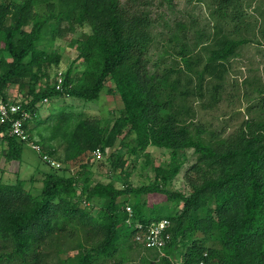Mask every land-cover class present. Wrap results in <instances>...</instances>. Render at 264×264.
I'll use <instances>...</instances> for the list:
<instances>
[{
  "label": "trees",
  "instance_id": "1",
  "mask_svg": "<svg viewBox=\"0 0 264 264\" xmlns=\"http://www.w3.org/2000/svg\"><path fill=\"white\" fill-rule=\"evenodd\" d=\"M175 3L0 0L1 101H9L8 85H27L20 106L31 114L28 121L37 117L32 127L37 138L28 133L41 157L44 153L64 163L86 159L72 173H45L36 195L26 188V179H0V263L264 264V120L246 119L228 134H215L190 118L186 101L207 92L216 103L231 58L253 40L206 34L193 19L164 21L171 49L164 53L174 64L160 69L159 58L152 59L153 28L164 13L154 14L165 8L175 12ZM240 5L241 0H213L211 15L229 16ZM63 23L70 31L81 30L71 41L77 54L51 78L48 67L58 65L60 55L39 43L47 33L51 39L60 34ZM260 34L264 41V22ZM211 38L212 46L203 47L202 54L200 47ZM103 92L116 94L122 103L121 115L110 126L63 107L39 119L43 98L91 101ZM9 127L0 123V143L6 142L1 150L7 160H16L28 142L9 134ZM114 145H128L129 153L143 154L146 164L149 146L170 150V159L151 166L152 181L138 186L129 182L127 171L115 176L120 186L93 181V153ZM186 148L197 156L184 173L189 192L183 193L169 185L181 171L179 152ZM114 155H108L115 159L112 164L123 166L121 156ZM162 219L169 221L164 246L149 248L136 239L152 221ZM134 249L137 259L131 257Z\"/></svg>",
  "mask_w": 264,
  "mask_h": 264
},
{
  "label": "rangeland",
  "instance_id": "2",
  "mask_svg": "<svg viewBox=\"0 0 264 264\" xmlns=\"http://www.w3.org/2000/svg\"><path fill=\"white\" fill-rule=\"evenodd\" d=\"M176 2L175 12L165 8L154 14V17L158 18L157 14L164 13V17L158 18L153 28L152 59L155 61L159 58L160 69L174 64L172 57L169 56L170 53H164L165 50H171L167 44L169 34L165 24H172L176 18L193 19L195 28L202 29L206 34L211 32L214 36L224 34L234 38L244 37L253 40L251 43L242 45L238 49V54L231 58L229 70L224 76L216 103H212L207 92L204 96L197 95L186 100L187 105L191 108L190 118L206 128L207 132L213 131L215 134L224 135L237 128L246 119L264 120V103H260L264 98V41L260 34V27L264 22V0H241L239 9L231 14L229 12V16H218L217 14L212 16L213 0H202L193 4H188L186 0H176ZM164 21H166L165 24ZM80 32V29L70 31L67 23H63L60 34H56L51 39V34L47 33L45 39L40 41L39 46L43 49L60 55L59 64H51L48 67L51 78L57 69H66L70 60L75 58L77 51L71 45V41ZM258 40L260 43L257 42ZM212 44L213 39L211 38L206 46L205 44L202 45L200 47L202 54L206 52L203 47H209ZM27 88V85L22 89L17 84L8 85L6 87L7 99L9 101L24 99ZM259 89L263 94L260 93ZM62 107L71 109L78 116L98 118L101 124L107 127L112 124L113 117L121 115L122 103L116 94L106 92H103L99 99L91 101L71 96L53 97L45 104L39 105L38 116L40 121L46 120L49 114L51 116L56 115L62 110ZM36 118L27 122L29 123L28 131L35 136L34 138H37L36 129L32 127L37 122ZM5 144L6 142L0 143V179L6 182H14L18 177L26 179V188L34 195L38 194L42 186L41 179L45 173L56 171L62 174L57 169L68 170L69 173H72L80 168L81 162L86 161L84 158L83 161L64 163L57 159L59 166L56 168L54 165L45 162L41 153L29 144L23 145L19 159L7 160L1 150ZM128 147V145L123 147L114 145L106 148L104 152L101 151L100 157L92 155L91 179L103 182L114 181L120 186L122 181L116 179L115 176L127 171L129 172V182L133 186H138L152 181L151 166L166 164L170 159V150L149 146L147 151L150 153V163L146 164L143 154L134 156L129 153ZM112 151L115 155L121 156L124 161L123 166L116 168L112 164L115 159L110 160L108 158ZM58 152H62L61 147H58ZM115 155L114 158H116ZM179 156L183 163L182 168L169 188L188 193L189 186L184 179V173L196 160L197 155L192 148H186L180 150ZM167 204L174 207L176 203L169 201ZM136 250L131 253V257L135 259L138 257ZM0 264L6 263L2 261Z\"/></svg>",
  "mask_w": 264,
  "mask_h": 264
},
{
  "label": "built area",
  "instance_id": "3",
  "mask_svg": "<svg viewBox=\"0 0 264 264\" xmlns=\"http://www.w3.org/2000/svg\"><path fill=\"white\" fill-rule=\"evenodd\" d=\"M58 81L61 82L59 76ZM42 103L47 102V98H43ZM31 118L29 111L21 108L20 100L3 102L0 100V123H7L10 125L9 134L20 138L23 141H27L28 144L35 150L41 153L40 146L35 141L31 140L28 133L27 121ZM102 154L101 150H96L93 155L100 157ZM42 159L49 162L51 165L59 166L58 162L52 159L49 155L42 153ZM126 211L129 215L132 214V208L126 205ZM130 223H134L138 228H142V225L138 221L128 220ZM169 225L167 219L159 221H152L146 228L145 233L137 234L136 239L142 242L146 247L149 248H161L164 246L166 239L169 234L166 233V228ZM180 264H205L203 261L186 262L181 261Z\"/></svg>",
  "mask_w": 264,
  "mask_h": 264
}]
</instances>
